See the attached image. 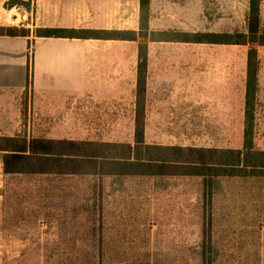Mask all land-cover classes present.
I'll list each match as a JSON object with an SVG mask.
<instances>
[{"label":"rangeland","instance_id":"obj_1","mask_svg":"<svg viewBox=\"0 0 264 264\" xmlns=\"http://www.w3.org/2000/svg\"><path fill=\"white\" fill-rule=\"evenodd\" d=\"M138 3L126 6L124 29H138ZM248 0H149L152 31L231 33L247 30ZM120 27V24H119ZM264 31V0L259 3ZM35 0L9 8L0 5V101L41 82L36 70L40 39ZM30 35L22 37L26 32ZM18 36V37H14ZM96 40L49 42L41 52L105 50ZM106 44L110 50L136 52V41ZM153 49L197 55L200 74L216 78L230 67L237 85L248 45L149 43ZM27 55L23 80V62ZM258 89L253 141L264 149V46H257ZM191 62V61H190ZM72 70L60 68L53 87L79 83ZM245 77V76H244ZM244 80V79H243ZM27 84V85H26ZM7 89L8 92H7ZM240 95L238 93L237 99ZM67 110L47 118L30 114L17 124H0V135L132 141L130 124H116L96 109L72 116ZM150 125L147 142L240 148L243 123ZM0 264H264V176H105L77 174H3L0 166Z\"/></svg>","mask_w":264,"mask_h":264},{"label":"crops","instance_id":"obj_2","mask_svg":"<svg viewBox=\"0 0 264 264\" xmlns=\"http://www.w3.org/2000/svg\"><path fill=\"white\" fill-rule=\"evenodd\" d=\"M6 1L8 0H0V5H4ZM137 3L139 7V0H35L37 28L122 31L125 30L126 6ZM10 37L13 36L0 34V40H12ZM37 38L40 39L41 44L46 41L96 40L101 42L100 44H105V50L67 51L63 55H57L52 52H41L40 44L36 57V70L42 79L29 91L26 113L22 116L21 89L16 95H12V102L10 93H7L4 102L0 101V124L20 123L26 118L27 111L28 117H31L29 113H32L39 117L52 118L62 114L64 110H67V115L69 113L80 117L84 114L91 117L98 108L104 109L105 115L114 118L116 124L123 125L126 117L128 118L132 141L126 142L132 143L136 105L137 50L135 53H128L123 50H110L106 46L108 43L114 45L128 40L43 36ZM149 43L156 45L171 42L150 41ZM18 56L20 59L25 58L24 80L27 55L19 53ZM195 60L197 55L190 57L188 53L167 52L153 49L148 45L144 95L145 142L150 125L159 130L160 125L199 123L236 125L244 122L245 69L242 71L243 82L238 90L240 95L238 100L237 85L234 84L230 74V67L222 65L219 78H216L215 72L210 76H203ZM60 68L75 72L79 83L75 86L68 84L69 88L51 86L54 85L52 79L59 77ZM2 92L0 90V93Z\"/></svg>","mask_w":264,"mask_h":264},{"label":"trees","instance_id":"obj_3","mask_svg":"<svg viewBox=\"0 0 264 264\" xmlns=\"http://www.w3.org/2000/svg\"><path fill=\"white\" fill-rule=\"evenodd\" d=\"M260 0H248L247 30L231 33L152 31L148 26L149 0H139L138 29L113 32L105 29L36 28V37L101 38L136 41L137 74L133 142L53 139L28 136L26 132L0 135V163L3 174H77L121 178L125 176H264V149L253 141L254 106L258 89L257 46H264L259 27ZM27 0H8L9 8ZM30 31L20 35L28 36ZM17 35V34H10ZM169 41L248 45L245 66L244 122L240 148L162 145L144 140V95L148 42ZM27 85V84H26ZM26 104L22 107V116Z\"/></svg>","mask_w":264,"mask_h":264}]
</instances>
